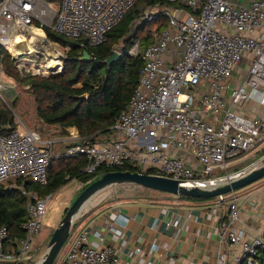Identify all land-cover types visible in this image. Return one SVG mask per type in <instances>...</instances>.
<instances>
[{"label": "built area", "instance_id": "1", "mask_svg": "<svg viewBox=\"0 0 264 264\" xmlns=\"http://www.w3.org/2000/svg\"><path fill=\"white\" fill-rule=\"evenodd\" d=\"M139 1L0 0V48L9 51L15 67L26 76L44 75L37 65L32 69L26 65L31 59L27 56L37 52L46 56L44 72L59 74L70 47L52 41L47 30L77 40L82 48L96 46ZM171 1L179 6L157 5L149 12L150 19L146 17L154 20L163 14L168 24L143 51L139 84L108 132L75 135L57 156L55 139L40 141L14 119L8 132L0 135V185L18 178L46 185L54 158L84 156L87 164L82 171L87 174L100 166L131 162L137 172L201 188L230 183L261 164L228 171L232 161L248 158L264 143V0H251L248 5L232 0ZM17 49L23 53L15 54ZM139 49L137 41L129 54L137 56ZM50 61L55 63L46 71ZM6 88L0 78V107ZM14 188L27 196L25 237L12 239L7 227L0 229V264H25L51 198L23 184ZM228 195L215 198L218 204L229 200L224 215L229 224L222 226L221 242L240 244L242 250L232 256L221 252L216 264H264V230L245 239L243 230L233 227L239 220L238 196ZM99 239L103 243L104 238ZM119 263L112 247L92 245L83 231L58 264Z\"/></svg>", "mask_w": 264, "mask_h": 264}, {"label": "trees", "instance_id": "2", "mask_svg": "<svg viewBox=\"0 0 264 264\" xmlns=\"http://www.w3.org/2000/svg\"><path fill=\"white\" fill-rule=\"evenodd\" d=\"M142 3L152 7L179 6L171 0H140L107 34L106 41L96 46L82 48L77 40L47 30V36L52 41L70 47L64 69L59 74L21 76L10 53L0 48V59L7 73L30 85L36 99L38 116L44 123L59 125L64 131L68 127H76L82 137L108 132L115 117L128 104L139 84L144 66L142 53L155 40L153 27L156 34H160L168 24V17L159 14L154 20L143 21L139 28L133 31L134 21L142 14L139 8ZM121 39L125 41L122 57L108 63ZM137 41L141 50L139 49L137 56L130 55L129 51ZM85 51L90 55L88 60H83ZM2 107L3 105L0 107V135L6 134V126L14 121L13 113ZM86 164L84 156L54 158L48 168L46 185L23 178L16 181L29 191L49 196L73 180L87 185L109 171H138L133 163L127 162L121 167L100 166L94 174H87L82 171ZM9 182L0 185V229L7 227L12 239H23L25 232L22 224L28 217L27 196L19 189H8ZM186 199L205 200L189 197Z\"/></svg>", "mask_w": 264, "mask_h": 264}, {"label": "crops", "instance_id": "3", "mask_svg": "<svg viewBox=\"0 0 264 264\" xmlns=\"http://www.w3.org/2000/svg\"><path fill=\"white\" fill-rule=\"evenodd\" d=\"M232 1L248 5L251 0ZM47 125L46 130L53 134L45 139H55L57 141L55 149L58 148V144L60 146L61 141L71 140L72 143L75 135L82 137L76 127L65 129L70 133L69 136L54 137L55 132L59 133L63 128L55 124ZM44 137L42 135V138ZM67 146L68 144L65 148ZM262 146L264 145L249 154L248 158L251 156L254 158L246 165L241 164L248 158L234 161L233 164L239 163L231 173L246 169L258 161L264 162L261 158L264 154L256 155L263 149ZM72 184L74 187L72 189L77 190L84 183L73 180ZM162 194L170 200L117 199L104 203L100 198H93L76 219L70 233L69 246L77 234L87 231L92 245L99 247L108 245L114 249L120 257L119 264H216L221 252L225 251L230 256L241 252L240 244L229 245L221 242L222 226L229 224L228 218L224 217L229 209V195L224 204H218L215 198L194 201L169 193ZM236 194L240 211L239 220L233 227L243 230L244 238L250 240L264 230V178L241 188ZM73 197L70 193L62 202L66 206L62 215L73 203ZM56 222H60L59 218L53 220L54 224ZM99 237L104 238L103 243Z\"/></svg>", "mask_w": 264, "mask_h": 264}, {"label": "rangeland", "instance_id": "4", "mask_svg": "<svg viewBox=\"0 0 264 264\" xmlns=\"http://www.w3.org/2000/svg\"><path fill=\"white\" fill-rule=\"evenodd\" d=\"M142 10V14L140 17H138L132 27H133V31L137 30L139 28V26L143 23V21H145L146 17L148 19H150V13L151 11L154 12V9L152 6L147 5L145 3H142L139 7ZM146 19V20H148ZM151 21V20H149ZM155 28L153 27V36L154 38L157 37L158 34H156ZM62 47H64L62 45ZM117 52H119L120 54L123 52L122 50L125 47V41L124 39H121L119 41V43L117 44ZM65 48V47H64ZM5 51H7L6 49H3ZM140 50H141V46H140ZM9 52V51H7ZM68 53V52H67ZM30 59V61L28 62V67L30 69L34 68L35 65H37V68H39L41 70V72L48 76L49 73L48 72H44L43 67L44 64L46 63V56L42 55L41 53H31V55L27 56ZM4 72V73H3ZM3 72L0 71V78L2 79V81L5 83L6 85V89L3 90V97L4 99L1 100V105H3V109L12 112L14 115V119H19L29 130H31L34 135L38 138L40 137V139H42L41 141H45L46 137H48L50 134H53V132H48L46 130V128L48 127L47 124H45L40 117L38 116L37 113V104H36V99L32 94V90L30 85H27L17 79H15L14 77L10 76L7 71L5 70L4 66H3ZM21 76H25V74L23 72L20 71ZM27 74V73H26ZM47 126V127H46ZM42 135L45 136L44 138H42ZM54 137H58V138H64L66 136H69L70 133L67 131H60L59 133L55 132ZM39 139V138H38ZM61 141V140H60ZM69 143H71V140L69 142H63L61 141V144L59 146V144L57 145L58 148L55 149V154L58 155L61 153V151L65 148L66 144L69 145ZM261 145H264L261 144ZM260 145V146H261ZM263 149H261L260 151L257 152V156H262L264 154V146H262ZM254 158V156L249 157L248 159H244V162L241 164L246 165V163L250 162V160H252ZM236 161V160H235ZM234 161L231 162L228 171L232 172L234 169H236V166L239 162L234 163ZM264 165V164H262ZM242 166H239L242 167ZM217 175V174H214ZM73 182V181H72ZM72 182L68 183L66 186H64L63 188H61L59 191H57L56 193L53 194V196L49 199L48 202V208H47V214L45 216L44 219V225L39 233V238L38 240H36L35 245L33 246L32 251L29 254V257L26 260L25 264H38L39 261L46 255L48 249H49V243L50 240L53 236V233L55 231V229L58 227L59 223L56 222L55 224L53 223L54 219H58L61 221L62 217L64 216V214L62 215L64 209H65V205H63V201L65 200L66 197H68L70 195V193H72V202L77 198V196L79 195V193L84 189V187L86 186V184H82L80 186V188H78L77 190H74L72 188L73 184ZM17 185V181L16 179H12L8 184H7V188H14ZM236 190L235 192L240 191ZM72 191V192H71ZM164 192H159V191H155V190H151L148 188H144L138 185H114V186H110L108 188H106L105 190L99 192L96 196H94V198H100L102 202H113L114 200H121V201H131V200H135V199H143L146 201H157V200H161L164 199L165 196L164 194H162ZM163 196V197H160ZM228 196V194H227ZM169 198H173V196H169ZM216 198V197H215ZM166 200H170L165 198ZM205 199V198H202ZM213 200L214 198H209V199H205V200ZM215 200V199H214ZM72 204V203H71ZM65 213V212H64ZM62 215V217H61ZM61 217V218H60ZM54 224V227L51 228V226ZM73 230V229H72ZM72 232V231H71ZM46 235V236H45ZM71 236V234H70ZM69 236V238H70ZM69 247V239L68 241L65 243L64 247L62 248L57 260L55 261L54 264H58L65 252L68 250Z\"/></svg>", "mask_w": 264, "mask_h": 264}, {"label": "water", "instance_id": "5", "mask_svg": "<svg viewBox=\"0 0 264 264\" xmlns=\"http://www.w3.org/2000/svg\"><path fill=\"white\" fill-rule=\"evenodd\" d=\"M122 57L117 51L108 59V63H112ZM90 55L84 52L83 60H88ZM10 124L6 126L9 130ZM264 162L258 166L250 167L245 170L244 174L230 183L219 185L212 188H201L190 185L184 181L176 180L170 177H164L155 174H146L131 171H109L102 176L87 184L79 193L77 198L68 207L66 213L62 217L58 227L55 229L49 243V249L46 255L39 261V264H54L57 260L62 248L68 241L72 227L76 219L83 211L86 204L94 198L99 192L114 185H138L151 190L173 194L186 198H215L223 197L227 194L244 188L262 178H264Z\"/></svg>", "mask_w": 264, "mask_h": 264}, {"label": "bare ground", "instance_id": "6", "mask_svg": "<svg viewBox=\"0 0 264 264\" xmlns=\"http://www.w3.org/2000/svg\"><path fill=\"white\" fill-rule=\"evenodd\" d=\"M35 33H40V32L37 31V32H35ZM36 35H38V34H36ZM21 42H22V41L20 40L19 43H21ZM20 51H23V50H21V49H17V50L14 51V52H15V54L23 53V52H20ZM53 63H55V62L50 61L49 63H47V64L45 65V69H46V71L50 70V69L53 67V65H54ZM91 200H92V199H91ZM91 200H90V201H91ZM90 201H89V202H90ZM89 202H88V203H89ZM88 203H87V204H88ZM87 204H86V205H87ZM38 264H39V263H38Z\"/></svg>", "mask_w": 264, "mask_h": 264}, {"label": "clouds", "instance_id": "7", "mask_svg": "<svg viewBox=\"0 0 264 264\" xmlns=\"http://www.w3.org/2000/svg\"><path fill=\"white\" fill-rule=\"evenodd\" d=\"M10 126H11V124H10Z\"/></svg>", "mask_w": 264, "mask_h": 264}]
</instances>
